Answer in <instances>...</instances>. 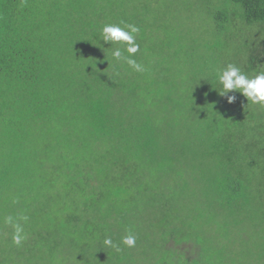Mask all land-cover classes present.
<instances>
[{"label":"trees","instance_id":"16d2710c","mask_svg":"<svg viewBox=\"0 0 264 264\" xmlns=\"http://www.w3.org/2000/svg\"><path fill=\"white\" fill-rule=\"evenodd\" d=\"M124 3L132 2L0 0V264H56L72 255L87 264H140L135 247L117 252L104 239L136 235L147 199L156 221L184 205L178 199L191 200L188 190L206 194V161L235 168L219 188L221 210L254 232L231 244L242 245L246 260L261 250L264 263V111L242 109L251 103L234 91L229 104L195 87L213 80L210 63L231 50L245 58L242 72H264V0H210L199 6L201 23L176 26L158 15L162 2L142 0L144 10L131 14ZM236 17L251 35L241 29L220 43L224 23ZM107 23L140 29L134 58L143 72L113 59L120 45L102 40ZM8 216L23 227L20 246ZM154 232L172 243L163 225ZM136 237L138 248L147 243Z\"/></svg>","mask_w":264,"mask_h":264},{"label":"rangeland","instance_id":"374dc122","mask_svg":"<svg viewBox=\"0 0 264 264\" xmlns=\"http://www.w3.org/2000/svg\"><path fill=\"white\" fill-rule=\"evenodd\" d=\"M209 1L210 0H148V3H150L151 6V4L156 5L162 2L160 7L161 11H157L158 15L164 14L165 20L176 26L183 24L184 21L188 23L191 20H195L197 24H199V22L201 23L200 12H198L199 6L203 5L205 8V6L208 5V7H211L212 3H209ZM131 2L132 3L128 8L126 7L128 4L124 3L123 5L130 14L136 11H141L142 9L144 10V7L140 6L142 0H131ZM196 3L197 5L194 6ZM184 9H187L186 11H188V13H186ZM190 11L192 12L191 14H189ZM224 13L225 12L222 14ZM226 20L227 19H225V21ZM242 21L244 22L243 18L236 17L232 21H229V23H224L225 26L220 37V43L227 44L230 40L234 41L242 31L251 35V30H244ZM211 26V23L204 24L203 26V30L207 32L206 34L208 37L211 35ZM187 27H189V25H187ZM252 36L254 37V35ZM262 36H264V32L259 34L258 37L260 38ZM236 43L238 44L239 42ZM227 53V57L217 64L215 62L210 63L215 66L212 67L210 71V77H212L213 80L201 79L195 83V87L202 94L205 87L215 95L219 94L222 90V86L217 82L216 78L218 77V74L227 67V65L233 64L240 69L244 66L245 58L237 55L236 50H231ZM248 76L252 77L253 75ZM181 83L187 89L189 88L188 83L182 82V79ZM233 91L238 93L241 99L246 98L239 91ZM231 92L232 91H230L228 95H230ZM201 99H203V101L208 100V96ZM249 102L251 103V101ZM235 103L238 104L237 102ZM241 108L264 111V106L262 107L258 104L252 103L241 106ZM212 159L214 158L212 157ZM205 163L204 170L206 174V182L204 185L206 189H203L207 192L206 194L197 197L199 193L197 190H188V192L194 193L191 200H187L186 202L182 198L178 199L177 201H180L179 203L181 204L184 203V205L178 208L171 206V208L165 209L156 216L158 217L156 221L154 219L152 220V216L149 214L152 205L150 199H147L144 202L141 212H137L136 216L138 217V221L136 223L139 228L136 235L143 239V241L147 242L142 243L139 248L138 245L135 246V254L139 253V256L137 257L141 261L140 264H264L262 262L263 252L261 250H251V253L249 254L251 259L246 260L242 258L238 252V250L244 249L242 245L240 243L231 244L232 238H237L238 234L242 233L243 237H248L254 232L250 222L241 226L236 222L235 217L227 215L226 212L224 213L221 210L223 199L218 191L219 188H225L228 177L227 174L233 170L236 171L235 168H230L228 171L223 172L219 168L217 161H214L211 167L208 166L207 161ZM168 189L177 188L168 187ZM178 194L181 193L179 192ZM12 195L17 197V194ZM148 195H150V192H148ZM66 197L67 196H64L63 198L66 199ZM209 205H211V207ZM167 206L165 205L164 208ZM8 207L11 209L10 205H8ZM162 225L166 228L167 233L172 235L170 238L173 241L168 246H164L166 238L163 237L157 239L158 235L154 232ZM182 242H184V244H181ZM177 245H181L179 246V250L187 248V250L190 251L189 256L193 257L195 261H187L189 256L183 257V254L177 249ZM10 248L17 253V246L13 247L12 245ZM87 258L88 257L86 256V259ZM86 259L72 255L66 262H64L61 257H57L55 260L56 264H87L85 262ZM102 262L114 264L106 259H103Z\"/></svg>","mask_w":264,"mask_h":264},{"label":"clouds","instance_id":"9594fccd","mask_svg":"<svg viewBox=\"0 0 264 264\" xmlns=\"http://www.w3.org/2000/svg\"><path fill=\"white\" fill-rule=\"evenodd\" d=\"M139 31L140 29L134 24H124L122 27L121 24L107 23L101 28L100 34L104 42L120 45L112 51L114 60H123L135 71L143 72L144 66L134 58L140 49V45L136 41V34ZM218 83L222 86L219 94L226 97L229 104L233 103L236 97L228 95V93L236 90L246 97L248 102L264 106V72L249 77L240 68L229 64L218 74ZM5 223L14 228L12 241L15 245L20 246L24 239L22 225L16 222L12 216L6 217ZM136 240V235L129 233L121 238L119 244L114 243L110 237H106L103 244L120 252L122 251L120 245L133 248L136 246Z\"/></svg>","mask_w":264,"mask_h":264}]
</instances>
